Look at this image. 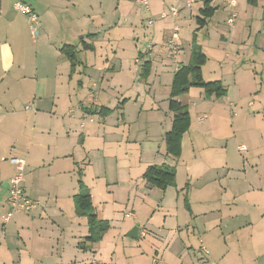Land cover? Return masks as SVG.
<instances>
[{
    "label": "crops",
    "instance_id": "0c3cea01",
    "mask_svg": "<svg viewBox=\"0 0 264 264\" xmlns=\"http://www.w3.org/2000/svg\"><path fill=\"white\" fill-rule=\"evenodd\" d=\"M262 2L264 0H258L256 5ZM17 3L19 1L15 3L16 10ZM77 4L79 3L69 0H41L39 3L40 15L50 19L53 27L58 29L53 34L60 35L62 40L65 34L70 32L71 21L75 19V15L69 13V6ZM121 4L119 1L116 12L121 9ZM29 5L38 14V6ZM210 5L215 8V11L208 17L207 23L200 26L202 29L207 27L216 15L218 4L212 0ZM165 6L164 0H153L152 3L150 0V7L146 8L149 12L147 18L154 19V23L148 21L146 25L142 24L144 19L138 17L137 8L136 40L139 43L140 38L144 40L148 38L146 43L150 42L149 45L153 46L152 54L146 57L150 61L147 75H142L143 69L138 64L136 66L134 61L140 53L146 52L149 45L147 48L146 45L138 48L133 62H129L125 54L118 55L120 49L118 47L114 56L106 58L101 75L111 69L118 71L115 84L119 87V91L116 96L111 97L108 94L99 93L93 104L88 96L83 94L82 89L76 87L74 79L76 71L71 73V63L61 52L65 44L62 47L54 43V45L45 44L46 41L43 39L30 47L23 45L22 33L26 27H29L27 18L23 13L14 11V8L12 10L6 8L4 0H0V136L3 139L7 137L10 141L8 151L3 152L0 139V209L5 210L9 182L17 170L16 164L10 160L12 156L24 161L22 185L25 192L30 197L40 200V205L32 211L17 212L14 219H11L13 221L10 220L9 236L0 239V264H80L79 260L83 264L102 263L91 259L92 244L89 241L85 242L88 235L87 218L75 212L73 196L80 191L78 182L80 169L83 171L82 180L88 186L96 214L100 218L109 220L111 226L112 220L115 219H110L111 217L107 215L109 213L113 215V209L108 205L112 203L111 200H115L112 199L115 193L117 197L124 192L127 198L130 197L127 199L128 203L132 202L131 198L137 200V216H126V218L137 219V221L141 218L143 221L144 219L140 217L141 212L151 211L156 206L165 220L168 216L179 214L182 222L178 220L175 222L176 231L183 227L188 229L191 226L194 232L196 230L205 232L204 227L191 224L198 216L217 210L215 206L217 191L203 192L204 186L196 193L190 189L189 177L194 165L189 166L187 163L185 144L195 141L197 133H194L189 107L185 110L190 115L191 125L182 138L181 156L175 158L166 152L165 135L171 129L177 113L169 106L175 65L168 52L162 49L172 33V23H167L168 18L160 16L166 9ZM252 11L253 9L250 8L247 19L252 18ZM82 20H85V17H82ZM17 21L24 25L21 26ZM102 21L105 19L102 18ZM39 24L40 21L38 29ZM53 27L50 25V28ZM49 33L48 28L45 34L49 35ZM86 35L82 36L86 37ZM96 35L91 38L94 39ZM216 35L227 39L223 32H216ZM31 36L33 40H37L38 36L34 37L32 34ZM230 38L246 41L243 38V29L238 26L234 33L231 32ZM179 42L181 44V35ZM86 50L95 51L97 47L93 45V48ZM184 54L185 51L182 56ZM190 55L191 51L188 60ZM249 56L256 55L251 52ZM260 57L264 61V57ZM33 58L36 61H32ZM181 63L186 64L188 61H184L183 57ZM62 66H66V71L62 70ZM230 66L228 61L220 62L218 70L214 69L210 72L208 78L205 65L202 67L204 80L219 81L225 87L226 95L207 96L202 87L190 88L200 90L203 101L214 100L212 104L214 113L224 112L222 102H216V100L233 97L232 95L239 90V82L249 72L248 65L244 66V73L239 72L238 68L233 70ZM87 71L91 70L86 68ZM78 83L77 85L84 86L83 80L79 79ZM145 84L148 87H145ZM185 94L175 99L187 106L189 103L184 101ZM257 97L262 99L264 93H257ZM249 105L254 104L250 102ZM27 106L30 108L28 109ZM112 148L136 151L137 161L133 163L130 158L123 156L118 158L114 155ZM100 153L103 155L102 159ZM93 158L101 160L94 162ZM261 164L264 165V161ZM92 165H98L93 177L94 188L88 183ZM151 165L175 167V184L162 190L147 183L143 174ZM108 174L110 178L107 177ZM102 179L106 180L103 186ZM254 179H246L242 189L234 195L236 200L242 194L249 203V207H240V212L243 213L240 216L245 222L239 225V229L254 224L251 218L254 210L259 209V221L264 220V185H261V183L264 184V174L257 173ZM170 195L175 196L174 200L170 199ZM97 196L102 201L97 202ZM132 207V210H135L136 204L132 203ZM118 212L116 209L115 215ZM141 224V222L137 223V238L146 237L148 235L146 229L156 228L152 226L151 218H147L145 224L143 223L144 226ZM163 224L157 228L162 227L169 231L170 228L165 227L166 223ZM124 225L123 221L122 226ZM133 229L134 227L128 234ZM143 229L146 232L145 236L141 234ZM178 235L179 238L173 241L172 246L168 244L161 255L158 254L160 251L153 247L155 250L152 254V263L207 264L209 262H206L202 255L198 258H190L186 248H194V243L188 247L189 243L181 237V232ZM201 235L199 232L198 236ZM203 248L206 247H200L202 251ZM155 257L157 261H154ZM218 257L220 260L226 259L213 254L212 262H216L214 258ZM257 258L259 255L253 253L252 259ZM111 260L112 264H116L117 261H114L113 257ZM145 260L146 263L151 264L146 258ZM253 264H256L255 261Z\"/></svg>",
    "mask_w": 264,
    "mask_h": 264
},
{
    "label": "rangeland",
    "instance_id": "374dc122",
    "mask_svg": "<svg viewBox=\"0 0 264 264\" xmlns=\"http://www.w3.org/2000/svg\"><path fill=\"white\" fill-rule=\"evenodd\" d=\"M18 1L38 6L37 12L40 16L37 40H33L29 27H26L22 33V44L30 47L45 39V44L54 43L61 47L66 43L76 45L80 63L74 74L75 84L77 89L81 88L83 94L85 93L93 104L99 93L108 94L111 97L116 96L119 91V87L115 84L118 71L111 69L101 75L106 58L114 56L120 48L118 55L125 54L129 58V62H133L138 48H143L145 45L147 48L151 44L150 42L146 43L148 38H146L147 40L140 38L139 43L136 40L137 8L138 17L144 19L142 24L146 25L152 19L148 20L149 12L137 0H69L79 4L69 6V13H73L75 19L71 21V30L65 34L64 40L60 38V35L53 34L58 29L53 27L50 19L40 15L41 6L39 3L41 0H4V4L6 8L12 10V8L15 9V3ZM119 1L122 3V7L116 12ZM164 2L166 9L171 6L179 9L178 18L173 20L170 17L166 19V22H171L172 26L174 23H178L181 28L182 50L178 55L180 62L183 57L184 61H189L188 55L192 51L195 41L207 55V61L204 64L207 78L210 77L209 74L214 69L218 70L220 62L228 61L231 64L230 68L233 70L238 68V71H243V73L245 72L244 66L248 65L249 72L239 82L238 92L226 100H216V102H222L223 113H214L212 110L214 100L203 101V94L198 89H190L191 91L184 95L185 103H189L186 107H189L191 111L194 133H197L195 141L185 144L187 163L189 166L194 165L189 177L190 189L195 193L200 191L202 186H204L203 192L216 190L215 206L217 210L200 215L192 222L191 225L197 224L204 227L205 232L202 230L194 232L191 226L188 229L183 227L176 231L175 222L177 220L182 222L178 213L168 216L165 220L162 212L155 206L151 211L141 212L140 217L144 219V222L141 218L139 221L129 219L125 216L128 211H135L134 214L137 216V200L131 198L132 202L128 203L127 199L130 197L127 198L126 193L123 192L122 195L118 194L116 197L114 192L115 196H112V199H115L116 202L111 200L112 203L108 205L113 209L114 216L111 213L107 214L109 218L111 217L110 219H115L112 220L114 226L112 225L103 234L99 242L91 243L92 255L90 257L92 260L101 261V264H112L110 262L112 257L115 259L114 261H117L116 264H148L145 258L149 263L157 264L152 263V254L155 250L153 247H156L160 251L158 254L161 255L168 244L172 246L173 241L177 240V237L179 238L178 233L181 232V237L186 243H189L188 247L194 243V248H186L190 258H198L202 255L206 262L209 261L207 264H253V261L256 264H264V220L259 221V209L254 210V214H251L254 224L239 229V225L245 222L244 218L240 216L243 214L240 212V207H249V203L242 194L236 200L234 199L235 192L242 189L246 179L252 180L260 172L264 174V165L261 164L264 161V97L262 99L257 97V93H264V61L260 57H264V2L250 6L247 0H237V6L234 8L237 12V20L235 26L230 27L227 20L233 9L228 6L225 0H215V3L218 4L216 15L204 29L200 28L197 18L203 17L202 9L205 0H196L191 6L187 5V0H164ZM250 8L253 9L252 18L247 19ZM14 11L19 14L23 13L27 18L21 10L15 9ZM82 17H85V20H82ZM102 18L105 21H102ZM17 23L21 26L24 25L20 21ZM50 25L53 28H50ZM237 26L243 29V38L246 41L231 40L230 34L235 32ZM48 28L50 33L46 35L45 32L48 31ZM216 32H223L227 39L218 37ZM82 35H86V37ZM93 35H96L94 39L91 38ZM85 44L96 45L97 50H86ZM184 51L185 54L182 56ZM247 52L249 54L253 52L256 56L250 57ZM32 61H36L35 58ZM86 62L88 66H86ZM136 66L138 65L136 64ZM86 68L91 71L86 72ZM62 70L66 71V66H62ZM95 71L97 72L95 73ZM79 79L83 80V87L77 85ZM144 86L148 87L146 84ZM143 95L145 94L143 93ZM234 98L237 99V102L233 100ZM250 102L254 105H249ZM205 113L208 114L207 118L201 121L200 117ZM0 139L3 144V152H7L10 145L9 139L7 137L3 139L1 136ZM241 145L246 146V151L239 150ZM112 150L118 158L123 156L130 158L133 163L137 161L136 151L114 148ZM99 155L102 156V159L103 155L101 153ZM101 159L93 158V161L100 162ZM97 168L98 165H92L91 178L88 180L89 185L93 188L95 185L93 177H95ZM107 177L110 178L109 174ZM101 182L102 186L106 184L105 179H102ZM261 185L264 184L261 183ZM169 197L173 200L175 198L174 195ZM99 200L102 201L97 196V202ZM132 203L136 204L135 210H132ZM227 203L230 205H226ZM116 209L119 212L115 215ZM5 211L6 204L5 210L0 209V216ZM147 218H151L152 226L156 228L146 229L148 231L146 237L137 238L128 235L129 230L136 227L138 222L144 226ZM123 221L125 222L124 226H122ZM164 222L166 223L165 227L170 228L169 231L166 228H157ZM9 223L3 224L0 219V239L9 236L8 231L11 230V223ZM199 232L202 234L201 236H198ZM239 238L242 239L239 240ZM85 242H87L86 239ZM202 246L209 250V254L200 249ZM253 253L258 254L259 258L253 260ZM213 254L226 259L220 260L218 257L214 258L216 262H212ZM79 263L83 264L80 260Z\"/></svg>",
    "mask_w": 264,
    "mask_h": 264
},
{
    "label": "trees",
    "instance_id": "16d2710c",
    "mask_svg": "<svg viewBox=\"0 0 264 264\" xmlns=\"http://www.w3.org/2000/svg\"><path fill=\"white\" fill-rule=\"evenodd\" d=\"M211 1L212 0H205L202 9L203 17L200 16L197 18L200 26H204L207 23L208 17H210L215 11V8L210 5ZM248 2L252 5H256L258 0H248ZM85 48H93V45L90 46L85 44ZM61 52L71 63V73L74 72L80 63L76 46L65 44L61 48ZM138 57L143 59L141 62L142 64L140 63L138 65L143 69L142 75L145 76L147 75L150 61L149 59H146L147 53H140ZM206 61L207 55L194 41L188 63L181 64L174 74L169 106L170 109L177 114L174 116L171 129L165 135V140L167 154L172 155L175 158L181 156L182 138L191 125L190 115L188 111L185 110L186 106L178 102L175 97L187 93L193 86L202 87L207 96L215 95L217 97H222L226 95L227 92L225 87L219 81L204 80L202 66ZM78 174L80 191L73 196L75 212L79 216L87 218L88 235L85 238L86 241L97 243L102 239L103 234L111 227V223L107 219L98 217L95 212L89 189L82 180L83 171L80 169ZM143 178L147 183L164 190L175 184L176 169L169 165H151L144 172Z\"/></svg>",
    "mask_w": 264,
    "mask_h": 264
},
{
    "label": "built area",
    "instance_id": "2783aa9c",
    "mask_svg": "<svg viewBox=\"0 0 264 264\" xmlns=\"http://www.w3.org/2000/svg\"><path fill=\"white\" fill-rule=\"evenodd\" d=\"M196 0H187V5L191 6ZM229 7L233 9V11L230 14V17L227 20V23L230 27H234L236 20H237V12L234 10V8L237 6V0H225ZM138 3L143 5L145 8L150 7V0H137ZM17 9L24 12L27 16L28 25L31 34L34 37L38 36L39 30H38V14L35 12V10L27 4H23L21 2L17 3L16 5ZM161 18H172L173 20H176L179 16V9L178 7L171 6L169 9H165L160 14ZM154 19H150V23H153ZM180 26L178 23H174L172 26V33L167 40V42L162 46L163 51H167L169 56L172 58L173 62H175V71L178 70L180 65L182 64L179 59L178 55L180 54L182 47L179 42L180 40ZM152 45H149L148 49L145 53L147 55L152 54ZM142 58L136 57L135 62L136 64H140L142 62ZM29 109L30 106H27ZM207 118V114H204L200 117V120L203 121ZM239 149L242 151H246V146L241 145L239 146ZM10 160L16 164L17 170L15 174L12 176L9 186H8V197L6 200V211L0 216L1 221L3 224H7L10 222V220L15 216L17 212L23 211V212H30L33 209H35L37 206L40 205V200L30 197L24 190V187L22 185V182L24 180V161L19 159L18 157H11ZM125 216L128 217H136L134 212L128 211L126 212ZM142 236H145L146 232L143 229L142 230ZM203 250L206 253H209V251L206 248H203ZM157 261V259H154Z\"/></svg>",
    "mask_w": 264,
    "mask_h": 264
},
{
    "label": "water",
    "instance_id": "95a60500",
    "mask_svg": "<svg viewBox=\"0 0 264 264\" xmlns=\"http://www.w3.org/2000/svg\"><path fill=\"white\" fill-rule=\"evenodd\" d=\"M128 235L131 237H137L138 236V226L134 227V229Z\"/></svg>",
    "mask_w": 264,
    "mask_h": 264
}]
</instances>
